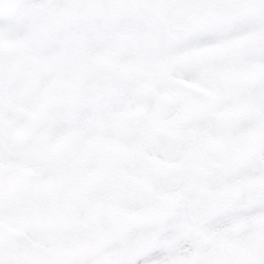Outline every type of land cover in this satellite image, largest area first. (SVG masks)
<instances>
[{"label": "snow or ice", "instance_id": "obj_1", "mask_svg": "<svg viewBox=\"0 0 264 264\" xmlns=\"http://www.w3.org/2000/svg\"><path fill=\"white\" fill-rule=\"evenodd\" d=\"M0 264H264V0H0Z\"/></svg>", "mask_w": 264, "mask_h": 264}]
</instances>
